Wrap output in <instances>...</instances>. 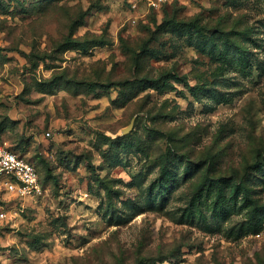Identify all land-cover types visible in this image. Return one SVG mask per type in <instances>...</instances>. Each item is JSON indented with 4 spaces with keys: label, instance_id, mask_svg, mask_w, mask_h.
I'll use <instances>...</instances> for the list:
<instances>
[{
    "label": "rangeland",
    "instance_id": "rangeland-1",
    "mask_svg": "<svg viewBox=\"0 0 264 264\" xmlns=\"http://www.w3.org/2000/svg\"><path fill=\"white\" fill-rule=\"evenodd\" d=\"M0 264H264V0H0Z\"/></svg>",
    "mask_w": 264,
    "mask_h": 264
},
{
    "label": "built area",
    "instance_id": "built-area-1",
    "mask_svg": "<svg viewBox=\"0 0 264 264\" xmlns=\"http://www.w3.org/2000/svg\"><path fill=\"white\" fill-rule=\"evenodd\" d=\"M12 191L24 197L43 193L40 173L36 166L8 146L0 143V179Z\"/></svg>",
    "mask_w": 264,
    "mask_h": 264
},
{
    "label": "trees",
    "instance_id": "trees-1",
    "mask_svg": "<svg viewBox=\"0 0 264 264\" xmlns=\"http://www.w3.org/2000/svg\"><path fill=\"white\" fill-rule=\"evenodd\" d=\"M16 152V151H15Z\"/></svg>",
    "mask_w": 264,
    "mask_h": 264
}]
</instances>
